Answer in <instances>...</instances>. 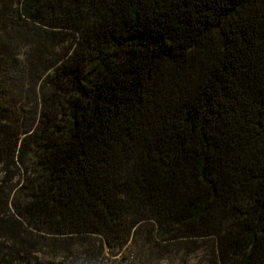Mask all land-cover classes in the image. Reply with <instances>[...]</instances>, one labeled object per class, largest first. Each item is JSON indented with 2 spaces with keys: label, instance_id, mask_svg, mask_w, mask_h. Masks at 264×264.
Masks as SVG:
<instances>
[{
  "label": "trees",
  "instance_id": "1",
  "mask_svg": "<svg viewBox=\"0 0 264 264\" xmlns=\"http://www.w3.org/2000/svg\"><path fill=\"white\" fill-rule=\"evenodd\" d=\"M0 264H264V0H0Z\"/></svg>",
  "mask_w": 264,
  "mask_h": 264
}]
</instances>
